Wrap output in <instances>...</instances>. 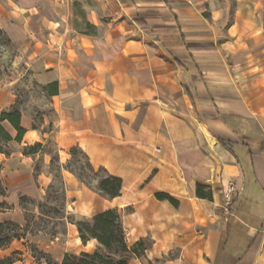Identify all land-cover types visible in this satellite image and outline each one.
Masks as SVG:
<instances>
[{"label":"crops","instance_id":"1","mask_svg":"<svg viewBox=\"0 0 264 264\" xmlns=\"http://www.w3.org/2000/svg\"><path fill=\"white\" fill-rule=\"evenodd\" d=\"M22 1L16 10L0 5V15L45 17L43 0ZM116 1V17L102 32L63 37L54 20L48 43L33 45L39 82L57 83L49 96L55 118L46 133L22 112L25 133L16 144L49 136L61 158L78 147L94 168L121 178L120 195L106 198L62 172L72 213L116 208L128 247L144 240V254L129 264H264V219L245 220L255 216L246 205L253 192L245 190L247 174L231 145L246 148L249 176L264 191V48H254L264 0ZM15 103L0 86V111ZM35 154L18 150L5 159L27 164ZM14 172V182L26 178ZM198 183L210 198L196 195ZM229 184L236 192L226 215ZM67 230L75 247L82 244L75 224ZM96 245L89 239L84 251Z\"/></svg>","mask_w":264,"mask_h":264},{"label":"rangeland","instance_id":"2","mask_svg":"<svg viewBox=\"0 0 264 264\" xmlns=\"http://www.w3.org/2000/svg\"><path fill=\"white\" fill-rule=\"evenodd\" d=\"M22 3V0H0V5L6 9L12 7L16 10V4ZM117 4L116 0H64L63 4L60 0H43L41 8L44 18L35 16L25 22L15 14L0 15V32L5 31V35L0 33V86L10 88L16 97L14 106L19 108L21 115L24 112L32 119V127L49 133L55 118L51 99L36 74L41 66L33 54V45H38V39L48 43L55 25L54 20L60 21L58 29L63 37L72 36L76 32H102L116 17ZM259 9L256 22L261 30L260 42L257 47L250 43L248 45L263 49L264 3ZM6 36L11 44L5 42ZM262 55L264 56V51ZM2 126L9 133L14 132L7 122H3ZM40 143L35 152L37 158L28 160L27 164H20L17 156L8 161L5 159L12 152L23 151L25 148H20L16 141L9 142L5 147L7 155L0 154V184L4 190L0 195V221H13L20 226L16 229L19 237L12 238L0 248V258L9 259L12 264H52L61 261L56 256L65 248L70 253L84 251V244L75 247L67 227L71 220L89 217L71 212L66 200L62 172L71 170L75 176L85 177L88 186H96L97 179L88 170L87 160L81 152L78 151L72 157L69 151L65 159L64 155L60 157L54 140L49 136ZM231 145L241 158L247 174L245 190L247 193L253 192L254 199L246 200V205L255 211V216L245 215V220L252 223L251 221L264 219V191L249 176L251 164L247 150L240 143ZM15 170L25 174L26 178H19L14 182ZM90 248L92 246L88 245L85 249ZM49 261L52 262L48 263Z\"/></svg>","mask_w":264,"mask_h":264},{"label":"trees","instance_id":"3","mask_svg":"<svg viewBox=\"0 0 264 264\" xmlns=\"http://www.w3.org/2000/svg\"><path fill=\"white\" fill-rule=\"evenodd\" d=\"M4 34L3 31H1ZM0 32V33H1ZM5 35V34H4ZM5 42L11 44L10 39L6 36ZM43 89L47 91L51 96L57 93V83L50 82L43 85ZM21 111L17 106H13L9 109L0 111V154H8L5 147L11 141L21 142L25 133V129L21 126ZM3 122H7L13 130L16 132L12 137L10 133L2 126ZM40 142H36L33 145L26 146L23 149V154H32L36 152L37 147L40 146ZM29 148V151L27 150ZM249 151L252 148L248 147ZM81 152L87 160V168L92 175L97 179L95 188L100 195L106 198H113L120 195L122 188V180L120 177L112 175L104 167L100 166L97 169L94 168L89 162L86 154H84L78 147L70 149V154L73 157L77 152ZM71 171V170H70ZM78 180L89 185L85 180L86 178L76 175ZM205 186L201 184L196 185V195L202 198H210L211 193L204 191ZM4 193L0 184V195ZM156 198L165 199L177 205V201L166 193H156ZM74 223L79 235V239L82 244H85L89 239H95L97 245L91 252H79V253H65L60 262L48 263L52 264H129L132 257H140L144 254L145 243L144 240H139L133 244L132 247H128L125 237V230L121 221L120 215L116 208H108L101 212L94 214L89 218H83L80 220H71ZM18 223L13 221H0V248L9 243L12 238H18L16 229H19ZM0 264H12L9 259H1Z\"/></svg>","mask_w":264,"mask_h":264},{"label":"built area","instance_id":"4","mask_svg":"<svg viewBox=\"0 0 264 264\" xmlns=\"http://www.w3.org/2000/svg\"><path fill=\"white\" fill-rule=\"evenodd\" d=\"M236 189L234 188L233 184H229L227 188L224 190V201L221 205V210L223 214H229L231 211L230 205L231 201L233 199V196L235 195Z\"/></svg>","mask_w":264,"mask_h":264}]
</instances>
